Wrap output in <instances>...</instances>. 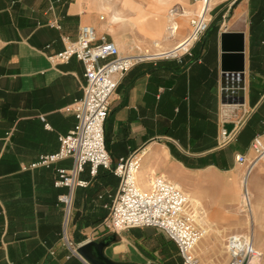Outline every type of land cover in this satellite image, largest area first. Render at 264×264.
<instances>
[{
	"label": "crops",
	"instance_id": "crops-1",
	"mask_svg": "<svg viewBox=\"0 0 264 264\" xmlns=\"http://www.w3.org/2000/svg\"><path fill=\"white\" fill-rule=\"evenodd\" d=\"M232 1L211 0L208 30L190 55L134 66L120 81L104 124L112 167L142 155L139 181L164 178L203 204L217 227L196 247L199 264L226 263L222 241L231 230L225 221L245 169L234 157L250 158L254 138L264 142V0H237L225 13ZM177 6L187 15L178 19L169 50L189 33L186 18L199 8L191 0H0V264H88L76 252L87 241H107L102 254L113 264L182 263L175 245L155 229L110 234L102 228L118 192L110 172L99 169L91 177L84 168L79 178L87 187L74 191L66 217L58 198L68 190L54 183L56 170L70 169L72 161L29 168L58 151V138L76 124L68 110L83 96L81 63L49 61L63 50L61 37L75 40L79 28L89 26L118 49H140L163 32L152 17ZM223 33L242 36L243 106L221 105ZM221 129L234 132L226 146Z\"/></svg>",
	"mask_w": 264,
	"mask_h": 264
},
{
	"label": "built area",
	"instance_id": "built-area-1",
	"mask_svg": "<svg viewBox=\"0 0 264 264\" xmlns=\"http://www.w3.org/2000/svg\"><path fill=\"white\" fill-rule=\"evenodd\" d=\"M191 1L199 8L189 21V33L169 52L123 55L105 35L97 36L89 26L80 27L75 40L61 37L63 50L49 57V61L52 64H65L76 59L81 63L85 79L83 96L68 110L73 114L76 124L73 131L58 138V151L39 157L29 167L50 168L67 159L72 161L70 169L56 170L54 183L56 188L68 190L58 198L66 217L70 216L74 191L87 187V182L79 178L84 168L88 167L91 177H95L99 169L110 172L118 179V192L108 208L109 213L102 228L110 234L136 228L155 229L175 245L182 264H198L194 252L203 235L196 227L194 211L188 209L185 193L157 176L148 178V189L141 190L138 187V177L142 155L119 159L112 167L104 144V124L120 81L134 66L157 59L174 60L182 55H190L192 46L206 33L210 23L211 0ZM236 1L233 0L225 7V13L229 12ZM183 14L184 11L178 6L168 10V15L173 18ZM52 27L58 28L56 25ZM175 32L176 29H173L172 33ZM233 137L234 132L221 129V146L228 145ZM250 149L253 154L250 161L242 154L234 157L236 164L245 165L243 179L249 177L257 165L264 164V142L256 137L251 142ZM62 241L67 245L64 233ZM67 247L69 248V243ZM225 253L226 264H261L263 260V253L254 246L249 235L229 237Z\"/></svg>",
	"mask_w": 264,
	"mask_h": 264
},
{
	"label": "rangeland",
	"instance_id": "rangeland-1",
	"mask_svg": "<svg viewBox=\"0 0 264 264\" xmlns=\"http://www.w3.org/2000/svg\"><path fill=\"white\" fill-rule=\"evenodd\" d=\"M181 6L184 8V6L182 4H181ZM183 11H186V9H183ZM192 17H194V15L188 16L186 18L187 19L186 23H188V25H189V21ZM147 18L149 19L150 17L149 16L145 17V19H147ZM161 26H163L164 28L162 27L163 28L162 29ZM158 27L161 28V31H163V30L164 31L159 33V36H158L159 38H157L158 40L156 41L157 42L156 44H158V46H159L157 49L154 48L155 44L153 43L150 46L146 45V47H144L145 45H143V48H140V49L133 48L132 50L131 49L129 50L124 46V48H122V49L119 48L120 51L125 52V53L126 52H129V53L135 52L136 54H139V55L143 54V53L145 54V53H147V51L149 54L150 53L151 54H158L159 52L165 53V52L171 51L172 49L169 50L166 47V45L169 43H173L174 39L167 40L168 33L165 30V29H167L165 20H164L163 24H160V22H158V24H156V28H158ZM162 33H163V36L161 37ZM178 34H179V28H178L177 33L174 37H178ZM176 40H177V38H176ZM250 116H251V111L249 110L245 114V119L248 120V118ZM261 122H262V127H263L264 121L262 119H260V121H259L260 126H261ZM249 150L251 152L250 145H249ZM228 154L231 155L230 150L228 151ZM245 154L246 153H244L246 160L250 161L253 157L252 152H251L250 158L246 157ZM254 170L255 171L259 170L260 172L257 174L256 177H254L250 181V184L247 187L248 193H247V191H243V188L241 187V184H242L241 180L242 179L238 182L237 185H234L235 196L233 198V202H234L235 208L233 210H231L229 215L226 217L225 227H224L226 229L227 228L230 229L231 231H230V233H228L227 236H225L223 238L222 248H223V252L226 256L225 244H226L227 239L229 237H232L234 235H249L252 238L254 246L263 253V261L261 263L264 264V164L257 165L254 168ZM168 182L172 183L170 181H168ZM172 184H174V183H172ZM141 190L146 191L147 188L146 187L141 188ZM245 193H247V196H248L247 203L243 199V195ZM185 195H187V194L185 193ZM192 199L194 200V206L189 207V208L190 209L192 208L193 210L196 209L194 211V214H195V216L199 217L198 221L196 220V227L199 230H201V232L203 233V235H202L203 237L201 239V240H203L205 236H207L211 232H213V230L215 229V227H217V225L211 224V222L209 221L208 213L203 209V204L197 198L192 197ZM203 222H207V223L204 224ZM199 243H198V245H199ZM195 250H197V249H195ZM173 252L175 253L174 250H173ZM195 257H196V255H195ZM197 261H198V259H197ZM226 262H227V256H226ZM198 264H199V262H198ZM224 264H226V263H224Z\"/></svg>",
	"mask_w": 264,
	"mask_h": 264
},
{
	"label": "water",
	"instance_id": "water-1",
	"mask_svg": "<svg viewBox=\"0 0 264 264\" xmlns=\"http://www.w3.org/2000/svg\"><path fill=\"white\" fill-rule=\"evenodd\" d=\"M235 44L231 45V41ZM221 82L220 101L223 106H243L244 67L242 36L223 33L220 36ZM110 238L108 240H112ZM107 241L96 243L87 241L77 247V254L88 264H113L102 254Z\"/></svg>",
	"mask_w": 264,
	"mask_h": 264
},
{
	"label": "bare ground",
	"instance_id": "bare-ground-1",
	"mask_svg": "<svg viewBox=\"0 0 264 264\" xmlns=\"http://www.w3.org/2000/svg\"><path fill=\"white\" fill-rule=\"evenodd\" d=\"M187 14H186V12H184V14L181 16V17H185ZM152 18H155V19H153V26H156V24H158V22H160V24H163V22H164V20H165V23H166V27H167V29H165L166 30V32L168 33V36L169 37H167V40H170L171 38H173V35L175 34V33H177V30H178V28H179V22H177L178 21V19L180 18V17H174L173 18V16H169L168 15V12H167V16L166 15H164V16H153ZM113 20L114 21H116V20H118L117 18H113ZM143 20V19H142ZM159 20V21H158ZM161 27H163V26H161ZM164 28V27H163ZM162 28V29H163ZM173 29H176V32L173 34L172 33V31H173ZM157 31L159 32L160 31V29L158 28L157 29ZM164 31V30H163ZM171 37V38H170ZM155 45H154V48L155 49H157L159 46H158V44H156L157 42L155 41V42H153ZM160 53V52H159ZM223 114H225V113H223ZM260 171L259 170H254L253 169V171L251 172V174L249 175V177H247V178H245V179H242L241 181V187L243 188V191H247V193H248V186H249V184H250V181L254 178V177H256L257 176V174L259 173ZM140 175V174H139ZM149 177L148 176H141V182L138 180V187L141 189V188H147L148 189V181H149V179H148ZM174 185H176L178 188H180L179 187V185H177V184H174ZM181 189V188H180ZM144 191V190H143ZM247 193H245L244 195H243V199H244V201L247 203V201H248V196H247ZM185 197H186V200H187V205H188V209L190 210V211H195V210H193L192 208L190 209L189 207H193L194 206V200L192 199V197H190V196H187V195H185ZM198 216H196V220L198 221ZM204 224L205 223H207V222H203ZM212 230V229H211ZM209 235H207V236H205L204 237V239H206L207 237H208ZM203 237V236H202ZM202 237H201V239H202ZM202 241V240H201ZM201 241H199V242H201ZM263 261V260H262ZM262 264V263H261Z\"/></svg>",
	"mask_w": 264,
	"mask_h": 264
}]
</instances>
